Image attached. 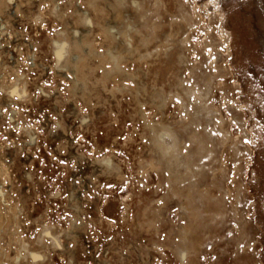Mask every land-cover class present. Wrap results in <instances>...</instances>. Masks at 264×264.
<instances>
[{
  "label": "rangeland",
  "instance_id": "374dc122",
  "mask_svg": "<svg viewBox=\"0 0 264 264\" xmlns=\"http://www.w3.org/2000/svg\"><path fill=\"white\" fill-rule=\"evenodd\" d=\"M23 244L264 264V0H0V264Z\"/></svg>",
  "mask_w": 264,
  "mask_h": 264
},
{
  "label": "bare ground",
  "instance_id": "6f19581e",
  "mask_svg": "<svg viewBox=\"0 0 264 264\" xmlns=\"http://www.w3.org/2000/svg\"><path fill=\"white\" fill-rule=\"evenodd\" d=\"M148 9V8H147ZM147 9H145V10H147ZM151 9V8H150ZM154 9V8H153ZM153 11V10H152ZM147 12V11H146ZM147 14V13H146ZM143 15V14H142ZM149 16H150V14H149ZM151 17V16H150ZM149 17V18H150ZM155 18V17H154ZM151 19V18H150ZM144 20V19H143ZM152 21H153V19H152ZM144 24V23H143ZM154 26V25H153ZM67 47H69L68 46V44H57L56 45V54H57V56L58 57H62L66 52H67ZM61 60V59H60ZM212 132H211V130L209 131V134H208V137H209V142H210V150H209V152H208V155H207V157L211 160V162H215V161H217V160H219L218 159V156H219V153H220V150H221V144H222V142L221 143H219V141H218V139L216 138L217 136H215L213 133L211 134ZM208 165H211V168L209 167L208 168V170L209 171H214L215 172V170L214 169H217V167H216V165H212L211 163H209ZM207 170V171H208ZM205 171L206 170H203V172L202 171H198V172H195V175H194V177L196 176V177H202L203 176V178H200L199 179V182L201 183V184H207V185H210V183H209V178L211 177L210 175H207V174H204L205 173ZM192 172V171H191ZM209 174V173H208ZM202 175V176H201ZM195 177V178H196ZM215 183V182H214ZM213 184V183H212ZM210 189V188H209ZM202 191L204 192V194H208V192H207V190H206V188H203L202 189ZM219 192H220V195L223 197V195H224V191H223V189H220L219 190ZM223 195H222V194ZM201 196V195H200ZM200 199V198H199ZM210 199V198H209ZM208 202H209V200H208ZM203 203V202H202ZM205 206V205H204ZM192 211V210H191ZM202 211V210H201ZM203 211H204V209H203ZM209 211V210H208ZM207 210H206V212H208ZM203 213V212H202ZM202 213H199L198 211H192V214H193V216H194V218L196 219V218H198V216H199V214H202ZM191 214V213H190ZM190 214H189V216H190ZM205 214V213H204ZM188 215V214H187ZM210 217H211V224L213 225L214 224V220H215V217H216V215H215V213H212L211 215H210ZM200 218H202V217H200ZM190 219H193V218H190ZM152 221V220H151ZM152 224H153V226L154 227H156V224H155V221H153L152 222ZM209 224V223H208ZM150 225V224H149ZM207 225V224H206ZM148 227V226H147ZM206 227V226H205ZM207 227H209L208 225H207ZM206 227V228H207ZM204 231H205V229H204ZM189 232V231H188ZM208 231H206V233H207ZM185 233V232H184ZM205 233V232H204ZM187 234V233H186ZM49 235V233H48V231H47V229L46 230H44V231H42L41 232V234H40V236H38L39 237V242L40 241H42V239L44 240L45 238H48L49 240H51V244L55 247V246H58V243H57V240L55 239V238H53V237H49L48 236ZM205 236V235H204ZM207 236H208V234H207ZM206 236V237H207ZM193 239V238H192ZM190 243V242H189ZM188 244V243H187ZM179 246H180V244H179ZM179 246H176V249H178V247ZM183 247V246H182ZM22 248H23V253H22V255H20V259L21 260H27L26 262H27V264H41V263H44L43 261H44V259H46L45 257L47 256V254L46 253H44V254H41L42 253V251L41 252H36L35 250H32L31 249V247H29V245H24L23 244V246H22ZM184 248L186 249L187 247H185V245H184ZM195 249V248H194ZM191 250H192V248H191ZM189 252V251H188ZM189 253H191V252H189ZM179 254V258H180V260L182 261V262H184V260H183V254L181 253V252H179L178 253ZM193 254V253H192ZM194 255V254H193ZM192 256V255H191ZM47 260V259H46ZM21 263V262H20ZM185 263V262H184Z\"/></svg>",
  "mask_w": 264,
  "mask_h": 264
}]
</instances>
